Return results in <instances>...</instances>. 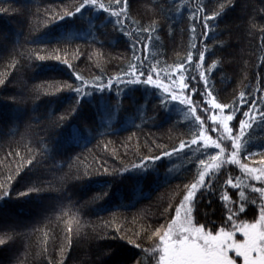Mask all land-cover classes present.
Listing matches in <instances>:
<instances>
[{
  "label": "trees",
  "instance_id": "obj_1",
  "mask_svg": "<svg viewBox=\"0 0 264 264\" xmlns=\"http://www.w3.org/2000/svg\"><path fill=\"white\" fill-rule=\"evenodd\" d=\"M79 2L0 0V9L6 10L0 12V79L4 80L0 84V185L10 191L8 198L0 200V238L6 239L0 245V264H136L137 260L156 264L143 251L159 243L158 238L149 237L158 228L164 231L186 193L185 186L194 183L218 154L213 146L207 145L204 151L202 142L200 149L191 145L202 124L214 131L207 101L214 97L217 103H235L248 111L239 103L241 92L246 98L250 94L252 100L264 98V0H128L124 28L128 35L102 10H82L83 15L57 22L56 17L74 11ZM221 4L224 11L209 21L211 31L203 36L207 31L203 17L219 11ZM199 8L203 11L198 12ZM194 13L195 21L190 19ZM149 25L155 28L150 42L148 33H140ZM134 40L141 41L136 57H147L144 78L154 65L159 77L153 72V78L187 84L182 89L194 102L200 121L186 104L171 101L155 85H137L120 96L115 88L93 92L90 97H79L81 103L76 105L78 97L67 85L80 86L76 75L91 85L95 77L106 82L127 71L136 60L131 47ZM145 43H149L147 49ZM205 48V59L200 61L199 51ZM31 49L50 59L30 62L27 50ZM190 50L196 63L185 64L182 81L176 65L187 59ZM13 60L19 61L15 67ZM201 72L205 79L200 78ZM166 95L170 103L165 108L160 99ZM74 106L77 111L69 115ZM61 115L67 119L53 126ZM235 116L230 128L237 134L243 112ZM241 139L247 143L237 156L239 161L248 166L264 163V124L258 118ZM182 141L189 147L180 149ZM222 145L226 151L232 148L230 140ZM173 149L177 152L172 156H162ZM33 156V164L27 165ZM148 156L162 158L147 171L132 169ZM124 168L129 171H121ZM105 169L109 174H103ZM229 178L239 187L226 184ZM206 181L211 183L204 184L194 197L193 223L206 224V230L214 225L218 230L228 220L233 202L241 199L247 201L246 213L230 221L226 230L232 231V224L258 219L264 200L253 187H264V183L249 179L231 163H224ZM30 188L40 192L19 195ZM103 191L108 192L106 197L93 200ZM224 192L228 201L221 199ZM77 220L82 226L79 235Z\"/></svg>",
  "mask_w": 264,
  "mask_h": 264
},
{
  "label": "snow or ice",
  "instance_id": "obj_2",
  "mask_svg": "<svg viewBox=\"0 0 264 264\" xmlns=\"http://www.w3.org/2000/svg\"><path fill=\"white\" fill-rule=\"evenodd\" d=\"M121 5V0H113L108 4L102 2V0H81L78 3V6H74V11H65L64 15L56 17L57 22L65 21L66 18H74L77 14L83 15L82 10L90 11L102 10L105 13H108L109 18H115V24L120 27V30L124 32V35H128L125 28V21L128 19V0H123V7ZM115 8H119V11L114 10ZM225 5L221 4L219 6V11L213 12L211 15H206L203 17L204 28L207 29L203 33V36L207 37L209 35V31H211L209 27V21H213L217 19L224 11ZM6 11L4 9H0V12ZM198 12H202L203 8H199ZM123 17V19H122ZM191 20L195 21L197 19L196 13H194L191 17ZM155 22H153V25ZM153 25H149L147 28H143L140 30V33H148L149 34V42L152 40L151 32L155 31ZM253 27L255 25L253 24ZM191 31L195 33V26L192 27ZM261 32L264 33V28L261 29ZM55 39L60 41V37L56 36ZM262 46H264V35L261 36ZM141 43L140 40H134L131 44L133 49V55L136 57L137 52V44ZM17 44H19V39H17ZM149 47V43L144 44V48L147 49ZM192 49H196V45L192 44L190 46ZM205 48L204 51H199L200 61H204L205 59ZM28 56L27 59L31 62L34 58L38 61H46L50 59V57H45L41 55H35V50H27ZM59 51V49L55 50ZM21 56H24V53H20ZM55 59L60 61L59 55H56ZM147 57L144 58L146 60ZM144 60H141L139 57H136V60L130 62L128 64V70L122 71L115 76H111L105 82L102 77H95L92 80V84L89 85L87 81L83 79L80 75H76V79L79 80L80 86L73 88L72 85H67L69 90H72L76 93L78 99L76 100V105L81 103L79 97H90L93 95V92L104 93L105 91L112 90L115 88L116 95L120 96L125 90L135 89L137 85H143L147 87L148 85H156L159 87L158 80L153 79V72H156L157 77H159V72L156 70V67L153 65L151 69L147 72V78L145 79V63ZM18 60H13V67L18 64ZM68 67H72L71 64L68 63L67 60L62 61ZM196 63L193 59V52L190 50L187 54V59L183 63H179L176 65V71L181 73V80L183 81V72L186 71L185 64ZM201 65L197 63V67ZM200 78L205 79V72L200 73ZM4 80L0 79V84H3ZM205 86L207 87V83L205 80ZM187 87V84L182 83L181 88ZM91 89V90H90ZM195 91V89L193 90ZM165 92H168V89H165ZM47 94V93H46ZM203 94V93H201ZM209 97L212 96V93L209 91L207 93ZM179 101L180 104H186L192 115L194 116L196 121H200L199 116H195L196 109L192 107L193 101L189 100L188 97H179L178 95L172 93L171 101ZM170 103L168 96H164L160 99V104L162 107H167ZM207 103L211 104L212 109H219L223 112L224 109H228L230 115H221L219 119L220 125H222V133H221V143H227L229 140L232 145V152L230 153L229 159L227 163L236 164L239 161L237 160L238 155H242L243 151L246 150L245 144L247 141L241 139L244 136L245 129H250L253 126V122L257 120L259 123L264 124V98L257 97V99L252 100L250 98V94L241 92L239 96V103L248 108V111H243V108H238L235 103L233 105L217 103L215 98L213 97L211 100H208ZM77 111V108L74 106L69 115L74 114ZM236 112H243V119H240V133L237 135L233 133V129L229 127V122L233 121L236 116ZM67 119V116L61 115L55 121H53V126H60L63 121ZM213 121L216 120V117H211ZM202 123V122H201ZM208 137L203 135V132L200 133L199 136H195L191 140V145H195L197 149H200V142H205V149L207 151V141ZM216 148H220V143L212 142ZM46 145L42 144V148H45ZM189 147V145L182 141L180 145V149H184ZM221 153L228 155L225 153L223 148H220ZM177 152V149H173L171 153L163 152V157H170L174 153ZM254 153H250L252 155ZM162 156H148L144 157L140 160L138 164H133V170H141L147 171L150 166L156 161L161 160ZM35 156L32 159L27 161V165L33 164L35 160ZM213 161H217L216 164L213 165H205L204 160L200 161L201 165H205L206 171H202L199 173L198 180L192 183L190 186L186 185V193L181 200L180 205L176 208V215L169 222L167 229L161 233V229H156L155 232L152 233V236L149 239H153L156 237L159 239V243H156L153 240V243H156V247L152 249H144V253L151 254V257L156 260V264H237V260L233 259L229 256V252L234 251L236 257L243 258V264H264V203L260 205V215L259 219L254 223L241 222L240 224H232V231L226 230L229 226V222L235 219H239L241 214L246 213V199H241L240 201L233 202V208L229 209L228 220L223 222L222 227L218 230L215 229L213 225L211 230H205L207 228L206 224H199L197 221L193 223V209L196 207V201L194 197L197 195L198 189L202 190V186L206 183H211V181H206L205 177L208 174V168H220L225 161L220 159V154L218 153L216 156L211 157ZM242 167H247L243 165ZM121 171L127 172L128 168H124ZM249 171L255 173L259 171V175H255L254 178L261 183H264V169H250ZM19 174V170L18 173ZM103 174H109L108 170L105 169ZM84 177L86 179L89 178L88 173L85 172ZM11 179V178H10ZM79 179V177H77ZM226 184H232L231 178L226 181ZM233 188L239 187V185L232 184ZM253 191L260 193V198L264 200V187L255 188L253 187ZM32 192L39 193V188H30L28 192L19 193L20 196L30 195ZM108 195L107 191H103L101 196L94 197L93 200L103 199ZM10 196V191L5 189L2 185H0V200H4ZM241 197H244V193H240ZM221 199L223 201H228L229 196L227 192H224L221 195ZM237 203L239 207H236ZM251 203H255V200H252ZM183 209V216L181 215V210ZM77 228L76 233L79 235L80 228L79 221H76ZM67 243L68 246L72 245V227L69 224L67 228ZM119 231V229H116ZM234 231H239L243 235L242 240H237L234 238ZM123 239V237H121ZM6 243V239L0 238V245ZM129 244H134L136 248H140L141 245L139 243H135L132 240L128 241ZM136 264H144L143 260H137Z\"/></svg>",
  "mask_w": 264,
  "mask_h": 264
},
{
  "label": "rangeland",
  "instance_id": "obj_3",
  "mask_svg": "<svg viewBox=\"0 0 264 264\" xmlns=\"http://www.w3.org/2000/svg\"><path fill=\"white\" fill-rule=\"evenodd\" d=\"M154 80H158V83H159V88L161 90H163L165 92V89L167 88L168 89V92L167 94L171 97V94L174 93L176 95H178L179 97L183 98V97H188L189 98V95L186 94L185 90H183L181 88V83L180 82H177L178 80H168V81H162L156 77L153 78ZM156 86V85H155ZM166 93V92H165ZM210 110H211V116H215L216 117V120L213 121V124H212V128L214 129V131H209L208 127H205L203 124H202V127H201V132H203V135L208 137V141H207V145L208 146H213L215 147V145L212 143L213 141H215L216 143H220V148H223L225 150V153H227L228 155H225L224 153H221L220 151V148H217L218 149V153L220 154V159L225 161V163H227L228 159H229V156H230V153L232 152V148L228 151H226L225 147L222 145L221 141H220V138H221V133H222V125H220L219 123V119H220V116L221 115H227L223 112H221L219 109H212V106L210 104ZM201 126V124H200ZM229 127H230V122H229ZM200 132V133H201ZM246 132V129L244 131V133ZM240 133V128H239V132L237 133V135ZM204 145H205V142L204 141H201ZM232 146V145H231ZM216 148V147H215ZM237 160L239 161L238 157H237ZM217 161H211L210 163L206 164V165H213V164H216ZM239 170L245 175L247 176L249 179L253 180V181H258L254 178L255 175H259V171H256L255 173L249 171L250 169H264V163H260L258 165H255V166H248L246 165L247 167H242L243 165L245 164H242L240 161L238 163L235 164ZM218 168H208L207 169V175L205 177V179L207 178V176L209 174H211L212 172H215ZM202 171H206V168L204 166V168L202 169ZM201 171V172H202ZM199 177V176H198ZM198 177L196 179V181L198 180ZM195 181V182H196ZM259 182V181H258ZM175 215H176V212H175ZM174 215V217H175ZM181 215L183 216V209L181 210ZM259 219V217H258ZM257 219V220H258ZM254 223V222H252ZM168 226V225H167ZM167 226L164 230L167 229ZM206 230V229H205ZM163 233V232H162ZM234 238L237 239V240H242L243 239V235L239 232V231H234ZM229 256L233 259H236L237 260V264H243V258L242 257H236V254L234 251H231L229 252Z\"/></svg>",
  "mask_w": 264,
  "mask_h": 264
}]
</instances>
